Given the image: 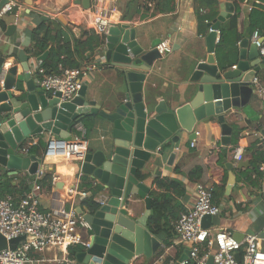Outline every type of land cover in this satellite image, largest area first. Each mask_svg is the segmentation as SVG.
Returning a JSON list of instances; mask_svg holds the SVG:
<instances>
[{
	"label": "crops",
	"instance_id": "1",
	"mask_svg": "<svg viewBox=\"0 0 264 264\" xmlns=\"http://www.w3.org/2000/svg\"><path fill=\"white\" fill-rule=\"evenodd\" d=\"M11 1L17 4V30L12 35H8V24L4 21L0 23V58L6 59L4 71L13 66L18 68V75L28 71L31 78L35 80L38 91L43 89L42 76L39 75L38 70L50 57V49L45 52L48 53L45 61L39 60L45 53L36 56L29 50L33 48L32 32L41 24L50 23L53 34L64 33L65 38L61 46L68 43L72 55L71 57L67 55L63 59L67 60L70 66L75 65L73 69L97 64L98 69L86 81L89 98L97 101L105 109L124 100L125 71L111 67L106 62L103 48L107 36L103 37L104 43L101 47L94 48V51L88 47L89 38L94 34L90 29L94 0H89V9L83 6L84 0ZM212 1L216 2V0H118L116 3L118 21L115 26L123 24L131 26L144 52L156 48L162 40H169L173 46V53L156 61L151 71L147 73L144 83L147 98L151 97L157 101L165 100L170 106H180L193 99L190 78L196 64L207 56L206 38L210 33L209 25L225 13L221 9L224 3L217 1L219 4L216 10L217 17L213 21L209 19H205V22L201 21L200 18L212 14L213 9L209 8ZM248 2L250 5L246 4ZM246 3L238 20V32L241 34L238 57L229 69L239 62L240 43L243 40H249L252 44L253 33L250 30L249 18L253 4L264 7V1L246 0ZM236 12L235 5L234 15ZM7 16L12 15L7 14ZM84 43H86L84 46L81 45ZM215 56L217 64L221 66L217 54ZM135 61L137 65H143L139 57H136ZM258 62L260 69L254 83L256 91L250 102L243 108L233 109L225 114L226 122L232 128L231 144L228 147L225 148L221 144V124L216 118L206 119L198 122L195 128L196 137L193 140L189 139V134L186 132L180 133L179 142L171 146V151L157 163H152L145 171L140 172L139 177L149 187L150 194L151 191L157 190L154 184L157 178L182 182L186 194L184 197H177L176 202H179L185 212L194 204L195 187L198 183L213 187L216 192L214 203L219 206L220 214L213 217L212 224L205 225V229L226 231L239 241H243L246 236L257 235L259 248L264 251V100L258 93L259 89H264V59L260 57L255 64ZM64 68L60 65L58 70H64ZM95 122L93 132L86 136L89 150L98 148V145L110 136V129L102 117L98 116ZM69 136L70 139L76 136L82 137L77 130ZM52 137L54 135L45 133L31 138L24 144L21 153L37 156L41 160L40 170L46 174L57 173L64 176L67 186L64 185L61 192L56 191V185L41 190L36 175L35 181H28L32 186L28 194L33 193L39 198L40 211L57 214L62 208L67 211L72 210V204L67 201L66 189L76 186L80 188L83 178H79L80 163L45 158L47 142ZM40 140L44 145L38 148V154L23 153V150L27 149L31 143L37 146ZM234 148L236 152L231 153ZM172 152L176 156L170 163ZM229 164H233V169L228 168ZM176 168L180 169V173L175 171ZM197 168L202 170V177L200 180H190V173ZM5 174L9 176L6 170L0 171V181ZM9 177L15 178L13 186L19 187L21 179H31L32 176L19 172L16 176ZM86 180L92 185L87 189L91 197L96 191L94 189H98L97 182L90 177H86ZM28 194L18 195L16 200L21 201ZM7 198L14 199L12 196ZM94 199L97 204H101L104 200L100 197V192L96 193ZM82 201L81 199L75 201L73 207L75 212L77 208L89 210L82 206ZM132 203L138 217L145 214L144 200L133 197ZM171 225L174 226L171 238L166 233L156 236L161 241L162 247L153 259L140 257L136 264H156L162 259L163 264H166L167 260L171 261L170 264H174L187 251H190V246L182 243L176 235V223ZM79 234L83 241H89L87 229L79 228ZM167 241L170 242L168 247L165 245ZM161 252H163L162 256H159ZM64 255L63 251L56 248L49 249L40 256L33 254L35 258H44L47 261L44 264H61Z\"/></svg>",
	"mask_w": 264,
	"mask_h": 264
},
{
	"label": "water",
	"instance_id": "2",
	"mask_svg": "<svg viewBox=\"0 0 264 264\" xmlns=\"http://www.w3.org/2000/svg\"><path fill=\"white\" fill-rule=\"evenodd\" d=\"M10 1H0V23L8 24V35L17 30L15 16L1 14ZM82 4L90 8L89 0ZM221 9L225 13L209 25L214 32L206 38L207 56L196 64L190 78L193 99L180 106L146 97L147 73L163 56L156 48L144 52L129 25L111 28L104 43L106 62L125 71L124 100L109 109L89 98L87 85L71 101H62L60 93L51 96L44 89L38 91L28 71L18 75L16 66L6 70L4 87L0 86V171L6 170L9 176L19 172L35 176L41 160L35 155H23L24 144L45 133L61 140H73L69 135L84 117H102L110 129V136L98 148L89 150L80 164L79 171L97 182L104 200L96 208L76 209L88 225L89 241L88 247L82 246L75 255L72 264H136L140 257L153 259L162 243L148 229L152 198L139 173L169 153L171 146L179 142L180 133L186 132L193 140L198 122L209 118H216L221 124V144L225 148L231 144L232 128L225 114L245 107L255 94L254 83L260 69L259 62H255L260 60V54L254 44L243 40L236 66L229 69L217 64V32L234 15L235 4L224 3ZM47 56L45 53L39 60L45 61ZM136 57L143 65L136 64ZM5 62V58H0V75ZM175 156L170 153V163ZM228 168L233 169V164ZM56 188L61 192L64 184L58 183ZM133 197L146 204V212L140 217L133 207ZM212 220V216H206L203 227L212 224ZM24 239L7 241L0 234V251L15 250ZM189 257L190 251H187L174 264ZM236 257L240 262V254ZM206 261V264H216L213 255Z\"/></svg>",
	"mask_w": 264,
	"mask_h": 264
},
{
	"label": "built area",
	"instance_id": "3",
	"mask_svg": "<svg viewBox=\"0 0 264 264\" xmlns=\"http://www.w3.org/2000/svg\"><path fill=\"white\" fill-rule=\"evenodd\" d=\"M1 1V0H0ZM222 3L239 2L240 0H216ZM118 0H94L92 9V21L90 29L95 34L105 37L109 34L118 21L116 3ZM17 4L10 1L2 10V14H10L18 18ZM251 10V8H250ZM214 32L210 28V33ZM217 44L220 40V31L217 32ZM251 43L259 50L260 57L264 59V37L259 30H255L251 36ZM161 56L173 53V46L169 40H162L156 47ZM97 64H91L82 69H64L60 74L46 75L39 69L42 76L41 86L49 94H61L62 101H71L78 93L91 74L97 70ZM6 71L0 75V86L4 87ZM264 100V89L258 90ZM76 130L82 137L76 136L73 140H61L52 137L48 140L45 158L47 160H61L66 162L82 163L89 152V142L86 138V129L82 124L76 125ZM31 143L23 153L28 154ZM194 146V144H193ZM239 157V153L236 155ZM46 173L43 170L37 172V180H41ZM79 172V178H82ZM63 183L64 176L52 173L51 185ZM38 188V187H37ZM196 198L192 207L184 212L175 225L176 235L182 243L190 247V257L180 264H206L210 256H214L216 264H264V251L259 248L257 235L246 236L243 241L237 240L232 234L222 230H210L203 227V219L206 216L216 217L220 214V208L214 203V188L202 183L196 185ZM39 189V188H38ZM67 201L74 207L78 199L90 198L85 189L70 187L66 189ZM103 205V202L101 203ZM39 198L33 193L28 194L16 205L11 198H0V234L7 241L25 238L15 250L0 251V264H44V258L33 256L42 255L49 249H60L65 254L61 264H72L68 250L70 247H88V242L82 240L79 228L88 229L87 223L72 207L71 211L62 208L60 212H42L39 209ZM242 253L238 262L236 255ZM156 264H163V259Z\"/></svg>",
	"mask_w": 264,
	"mask_h": 264
},
{
	"label": "trees",
	"instance_id": "4",
	"mask_svg": "<svg viewBox=\"0 0 264 264\" xmlns=\"http://www.w3.org/2000/svg\"><path fill=\"white\" fill-rule=\"evenodd\" d=\"M255 1V0H253ZM263 2L264 0H258ZM246 0H240L236 2L235 5L237 7V12L232 19L225 22L220 27V40L217 44L216 54L218 60L222 67H231L234 65L235 60L238 57L239 52V42L241 40V34L238 32V20L241 15L242 9H244L245 5H250L249 2L246 3ZM245 4V5H244ZM217 1L209 4V8L213 9V12L209 16H205L200 18L201 21L205 22V19H209L213 21L217 17ZM252 7V6H251ZM202 22V23H203ZM250 22V30L253 33L255 30H259L264 37V7L259 5H254L252 7V11L249 18ZM31 38L33 41V48L29 50V52L34 53L36 56H41L43 53L50 49V57L47 61L43 62L41 65V70L45 71L46 75L60 74L61 70L59 69L60 65H63L66 68L73 69L75 65H69L67 60H64L63 57L67 55L71 57V50L68 43H64L63 46V38L65 35L63 32H58L57 34H53V30L50 27V23H43L37 29H35ZM104 43L103 37L92 34L88 41V47L94 51V48L101 47ZM81 44V45H85ZM68 59V58H67ZM98 116H90L84 117L83 120L78 122V124H82L86 129V136L88 137L94 130L96 122L95 119ZM76 130V128H75ZM43 141L40 140L37 146H31L29 148V154H38V148L42 147ZM24 147V146H23ZM177 173H180V169L176 168ZM202 177V170L199 168L193 170L190 175V180H200ZM83 184L81 185V189H89L92 185L91 183H87L86 176H82ZM15 178L9 177L6 174L3 176V179L0 181V198L5 199L8 196H12L15 199V204L19 205L20 201L16 200V196L24 194H28L31 192V184L28 181H35L36 176H32L31 179L23 178L19 183V187L13 186V181ZM39 188L42 190L44 188L51 187V174H46L41 180L37 181ZM154 184L157 190L151 191L150 197L152 198V214L148 219V229L149 231L155 235L159 236L161 234H168L171 238V231L174 230V226L172 223H177L181 217L182 212H185L184 208L179 204L177 197H184L186 194L185 187L182 182L175 179H161L157 178L154 181ZM19 188V189H18ZM96 190L94 194L82 201V206L86 208H96L97 203L95 202L94 196L99 189ZM213 196H216L215 190L213 191ZM13 199V200H14ZM167 247L170 245V242H166ZM82 249V246L70 247L68 250V255L70 259L74 260L75 255ZM164 251V250H163ZM161 252L159 256H162ZM170 260L165 262L166 264H170Z\"/></svg>",
	"mask_w": 264,
	"mask_h": 264
}]
</instances>
